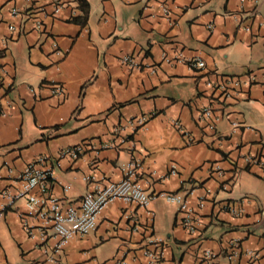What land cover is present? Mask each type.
<instances>
[{
	"label": "crops",
	"instance_id": "crops-1",
	"mask_svg": "<svg viewBox=\"0 0 264 264\" xmlns=\"http://www.w3.org/2000/svg\"><path fill=\"white\" fill-rule=\"evenodd\" d=\"M63 1L60 17L46 20L48 38L31 24L25 32L12 33L9 27L19 24L10 9H23L27 2L0 0V71L7 87L0 90L5 113L0 117V264H115L123 259L148 264L146 253L161 249L163 264H199L202 250L219 252L229 237L259 250V264H264V164L243 160L254 155L264 163V0H86L85 24L75 23L77 17L70 20L72 9L82 15L79 2ZM179 54L206 66L192 70L163 60ZM127 55L143 68L122 65L119 59ZM250 74L258 83L244 88L217 130L207 129L200 119L213 103L207 83ZM48 83L62 84L66 94L53 97L43 86ZM152 113L137 132L126 124ZM175 120L194 142L174 127ZM118 127L125 142L118 141L116 149L55 163L50 194L76 205L96 187L121 180L136 160L137 176L151 194L187 197L203 235L181 227L177 207L161 199L147 209L114 201L102 211L95 231L69 241L53 260L57 239L42 241L38 231L35 238L26 233L27 227L42 226L30 214L27 199L11 202L1 193L19 194V174L37 158L56 159L61 150L87 141H115ZM233 160L242 169L231 190L221 192L219 184L230 174L218 177L212 167L228 171ZM171 165L177 166V176L168 175ZM206 189L212 193L200 207ZM223 202L239 205L241 217L220 213L217 205ZM217 264L229 263L220 259Z\"/></svg>",
	"mask_w": 264,
	"mask_h": 264
},
{
	"label": "built area",
	"instance_id": "built-area-1",
	"mask_svg": "<svg viewBox=\"0 0 264 264\" xmlns=\"http://www.w3.org/2000/svg\"><path fill=\"white\" fill-rule=\"evenodd\" d=\"M257 2V0H252ZM25 8L12 7L10 9L11 16L18 21L17 26L9 27L12 33L25 32L26 26L31 24L33 29L40 35L51 37V29L47 24V19H58L66 7L63 0H26ZM168 12L167 9H164ZM80 15L77 8L72 9L70 20ZM53 49L57 54H61L58 45L53 43ZM167 64H185L192 70H202L205 63L199 59H187L182 54L176 56L165 55L163 58ZM120 63L130 70H140L143 68L135 57L127 55L119 59ZM263 84H264V79ZM258 83L255 75L250 74L247 77H223L220 81H209L207 86L212 91L213 103L201 111V121L206 123V128L214 132L224 117L225 110L233 103H237L239 96L242 95L244 88H249ZM48 89L53 97H63L66 94L65 87L60 83H48L43 85ZM9 89V87H8ZM0 90L7 91L4 73L0 71ZM223 113V114H222ZM5 115L0 105V117ZM223 115V117H222ZM150 115H140L133 119H129L126 124L130 126L133 132H137L144 128L146 124L153 118ZM174 127L185 137L190 143L194 142V138L184 129L183 124L175 120ZM112 138L115 141L92 140L78 144L74 147H68L60 151L58 158L53 159L49 156H42L35 161L30 162L25 169L19 174V178L23 181V189L17 195H11L9 191L1 193L2 197L11 202L18 198H26L28 202L29 212L35 216L42 226L36 230L26 228V233L30 238H35L38 231L42 241L48 238L57 239V247L52 255L60 256L64 246L76 238H83L95 231L102 211L112 202L121 201L128 205H136L140 208L147 209L154 200L161 199L167 204L177 207V220L181 227L186 229L198 238L202 237L203 232L199 229L198 223L200 218L196 211L190 206L187 197L180 192H161L151 194L143 185L141 179L137 176L138 162L133 160L125 169L124 177L118 182H108L103 186L96 187L93 191L88 192L78 204H67L65 200L59 199L50 194V181L53 178L54 164L61 160L70 159L77 161L88 151L95 154L101 153L103 150L116 149L117 142L124 143L122 127L114 130ZM247 164L263 165V161L254 155L243 157ZM238 160L230 162V170L225 171L220 167H212V171L218 177H224L230 174V178L219 184L221 192H229L234 184L237 173L241 170ZM178 169L176 165H171L168 170L169 176H177ZM86 181L90 178L86 177ZM192 189L189 195H192L198 188ZM68 187L65 191H68ZM212 191L206 189L200 201V207H203L207 198ZM215 203V202H214ZM216 205H214L215 207ZM220 213L228 214L233 218H239L243 214V210L239 205L233 202H223L218 206ZM134 231L139 233V226H134ZM155 245V243H153ZM158 244V243H157ZM156 244V245H157ZM160 249V247H159ZM123 256H125L123 254ZM148 264H163L165 261L164 252L161 249L157 253H146ZM262 254L259 250L247 249L243 247V240L237 237H229L224 242L219 252L211 249H204L197 256L199 264H217L220 259H226L229 264H237L242 258L245 259L244 264H259ZM123 259V258H122ZM57 262V261H56ZM57 264H60L59 262ZM115 264H126L125 260H118Z\"/></svg>",
	"mask_w": 264,
	"mask_h": 264
},
{
	"label": "trees",
	"instance_id": "trees-1",
	"mask_svg": "<svg viewBox=\"0 0 264 264\" xmlns=\"http://www.w3.org/2000/svg\"><path fill=\"white\" fill-rule=\"evenodd\" d=\"M80 4V9L82 11V15L77 17L74 22L75 23H80V24H85L88 19V13H89V4L87 3L86 0H77Z\"/></svg>",
	"mask_w": 264,
	"mask_h": 264
}]
</instances>
